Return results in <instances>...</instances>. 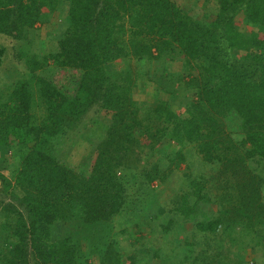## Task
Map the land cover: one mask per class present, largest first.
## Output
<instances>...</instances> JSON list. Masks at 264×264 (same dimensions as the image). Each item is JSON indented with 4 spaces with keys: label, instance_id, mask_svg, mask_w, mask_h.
Wrapping results in <instances>:
<instances>
[{
    "label": "trees",
    "instance_id": "16d2710c",
    "mask_svg": "<svg viewBox=\"0 0 264 264\" xmlns=\"http://www.w3.org/2000/svg\"><path fill=\"white\" fill-rule=\"evenodd\" d=\"M207 1L199 17L182 0H0L11 44L0 40V71L9 47L13 68H25L0 89V149L19 157L0 171V264H264V0ZM56 14L58 47L40 55L27 33ZM121 60L181 69L158 79L156 105L141 104L134 90L151 74L111 72ZM98 99L90 123L108 128L91 169L78 172L57 150L70 130L66 147L76 145ZM166 141L158 161L141 165L138 148L150 156ZM183 165L175 196L150 214L153 184ZM128 173L138 174L133 187ZM127 214L138 233L118 232ZM150 229L160 238L139 258ZM179 229L183 240H171Z\"/></svg>",
    "mask_w": 264,
    "mask_h": 264
},
{
    "label": "rangeland",
    "instance_id": "374dc122",
    "mask_svg": "<svg viewBox=\"0 0 264 264\" xmlns=\"http://www.w3.org/2000/svg\"><path fill=\"white\" fill-rule=\"evenodd\" d=\"M183 2V6L186 8H190L191 10L194 11L195 14H197V16L202 17L206 12H209V7L210 5L212 6V4H215L213 1H211L210 3H208L207 0H182ZM243 17L239 16L237 18V26L238 28H240L241 30H244L246 28H244V24H242L241 19ZM62 24V15L60 16V14H56L54 15V17L52 18V20H49L48 22L39 24L38 27L34 30H31L30 32L27 33V39L32 41L33 44V49L34 52L40 54V55H44L46 53H48L49 51H54L56 49V46L58 47V42L56 40L53 41V39L56 37L57 38V32H58V26ZM3 37L0 36V40H2ZM3 42H5V44L7 46H11V44L7 41V40H2ZM4 67L3 69H1L0 71V89H3L6 91L7 87H13L15 86V84L18 82V80L20 79V76L25 73V68L23 67L22 64H20V68L18 69L16 66V69L13 68V64H14V58H13V50L11 47L7 48V54L5 57V61H4ZM142 65V66H141ZM140 64L136 63L135 61H129V60H121L118 61L116 63H114L111 66V72H125L127 68H131L133 71H137V67H143L144 71H147L151 74L150 79L147 78L143 80L142 85L138 86L137 89L134 90V96L135 98L141 102V104H144L145 102L152 104V105H156L158 98L156 97V88H157V83H158V79L160 80L162 74H164L165 70L170 69L169 67H171V69H173V65L172 64H168L167 62H157L154 61L150 64H148L147 62H142ZM132 66V67H131ZM180 64L177 65L175 67V69H173V72H177L178 70H180ZM170 69V70H171ZM18 70V72L16 71ZM144 73V72H143ZM154 81L152 82V78H154ZM144 79V78H143ZM152 79V80H151ZM165 80V79H164ZM172 84V83H171ZM175 84V83H174ZM174 84H172L173 86L171 87V90L173 91L174 88L176 87ZM175 86V87H174ZM182 96H184V91H182ZM164 97V96H163ZM190 98H193L192 95L189 96ZM100 100L98 99L97 101H95L92 106L90 107V113L89 115L85 118V125L82 124L80 126V132L81 133H77L76 136L77 137V142L75 143L76 145L70 149L69 146H67V141L69 140V138H74L75 135H73V132L70 130L68 132V135L65 137L64 141H62V143H60L59 149L57 150V156L59 158V160L62 163H66L70 168L74 169L75 171L78 172H82L84 170H89L91 169L92 165L94 164L96 158H97V152H98V143H97V139L98 138H104V136L106 134H103L107 131V123L105 124L106 126H104V132L102 133V125H97V124H91L90 121L92 119L96 120V115L98 114L97 109L98 107H100ZM177 112H179V109H175ZM182 112V110L180 111ZM104 114L101 115V118H104ZM112 115V117L109 116L107 117V119L109 118L110 121H112V118H115V116ZM93 120V121H94ZM115 120V119H114ZM105 119L102 120V122L104 123ZM108 121V120H107ZM230 126L234 125V122H230L229 123ZM92 136V137H91ZM89 137H91V140H89ZM171 142L166 141L164 143V145H162L161 147H159L158 151L153 154V155H147V150L144 149L142 146L141 148H138V152H140V162L141 165H147L148 162H155L158 161L160 156H158V152L161 150L167 149L169 147V144ZM192 155V156H191ZM188 158H189V166L192 169L193 173L195 175L201 173L203 171V164L201 162V160L199 159V156L196 155L194 152L191 154H188ZM19 161V157L16 153V151L14 150H7V149H0V171L5 174V175H9L10 171L14 168V165L17 164ZM185 171V166L183 165L179 171H177L175 174H173V176L169 179L168 183L165 185H160V184H153V188H154V192L153 195L155 196V199L157 200L156 203L153 205V210L150 211L148 210V212L150 214H155L158 212V207L161 204H167L171 198H173L176 194V191L174 190V184L176 186H179V184L184 180L183 176H182V172ZM133 175L131 173H128L126 175V179L129 181V186L133 187V183H134V179L137 176ZM138 188H131V196L132 199L138 200V196L136 195ZM136 203L138 206H140V200ZM210 210H212L213 208H209ZM131 215L127 214V216H125L124 218H121L120 223L117 227V230H119L118 232H120V230H124L127 227H132L133 230L135 232L138 233L139 228L134 226V225H128L127 223V219L130 218ZM191 226H188L187 230H191ZM185 230L183 229H179L176 233H173V236H171V240L177 241V242H181L183 240V236H185ZM156 232H154L153 230L150 229V231H146L145 233V237L146 240L137 245L135 250L138 252V255L140 256L139 258H142L143 251H145V249H149L150 245H152L153 243L151 242H155L157 240L156 238ZM121 240L124 242L123 244L126 246H129V240L125 239V237L123 235L120 236ZM119 237V238H120ZM161 243V240L159 242V244ZM158 245V244H157ZM83 248L84 251L87 253H89L88 250V242L83 241ZM133 248V249H134ZM132 249V248H131ZM238 257H241L238 255ZM246 257V255L244 256ZM95 259L97 260V257H95ZM153 264V263H152Z\"/></svg>",
    "mask_w": 264,
    "mask_h": 264
}]
</instances>
